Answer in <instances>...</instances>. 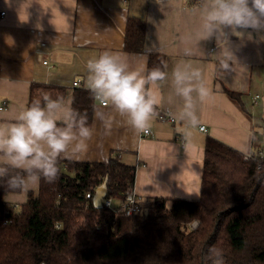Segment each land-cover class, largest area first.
Wrapping results in <instances>:
<instances>
[{
    "label": "crops",
    "instance_id": "crops-1",
    "mask_svg": "<svg viewBox=\"0 0 264 264\" xmlns=\"http://www.w3.org/2000/svg\"><path fill=\"white\" fill-rule=\"evenodd\" d=\"M201 2L0 0L4 12L0 18V125L14 123L27 107L32 83L64 88L65 98L72 97L75 81L88 90L86 62L103 52L117 54L131 69L144 72L148 53L163 54L169 75L160 82L155 110L176 122H159L155 116L147 134L134 135L111 106L101 107L114 117L111 130L105 132L92 112L96 135L79 160L67 161L104 162L117 155L125 164L137 165L132 192L141 201L151 197L197 200L205 137L241 153L264 149V30H241L244 35L238 37L224 29L222 35L209 36L202 27ZM127 17L145 22L143 53L123 51ZM177 66L188 72L198 69L201 81L211 89L203 102L195 100L199 124L194 129L178 119L183 98L176 95L171 75ZM222 87L240 94L247 115ZM2 198L20 205L27 196L5 193Z\"/></svg>",
    "mask_w": 264,
    "mask_h": 264
},
{
    "label": "trees",
    "instance_id": "trees-1",
    "mask_svg": "<svg viewBox=\"0 0 264 264\" xmlns=\"http://www.w3.org/2000/svg\"><path fill=\"white\" fill-rule=\"evenodd\" d=\"M145 32L144 21L127 17L123 51L143 53ZM165 61L163 54L148 53L146 71H164ZM222 91L247 115L239 93ZM45 94L55 99L66 90L32 83L27 107ZM72 98V107L87 112L91 124L92 94L78 88ZM203 149L197 200L136 197L139 211L130 216L119 205L133 189L137 165L117 155L104 162L61 160L57 180H42L20 205L4 202L11 192L0 186V264H211L212 248L222 251L225 264H264V162L258 168L255 156L244 159V153L210 136ZM105 179V198L118 213L93 205Z\"/></svg>",
    "mask_w": 264,
    "mask_h": 264
},
{
    "label": "clouds",
    "instance_id": "clouds-1",
    "mask_svg": "<svg viewBox=\"0 0 264 264\" xmlns=\"http://www.w3.org/2000/svg\"><path fill=\"white\" fill-rule=\"evenodd\" d=\"M200 8L202 27L209 36L222 35L224 29L238 37L244 35L241 30H264V0H202ZM223 67L227 69V63ZM86 71L85 85L95 102L94 120L103 124L105 132L111 130L114 117L100 108L109 106L134 135L149 131L157 115L160 82L169 75L166 71L159 67L134 70L109 52L89 59ZM171 75L176 95L183 98L178 119L194 129L199 124L195 100L203 102L211 89L201 81L198 69L188 72L177 66ZM72 103L71 96L53 99L45 94L20 111L14 123L0 125V186L26 198L42 180H57L61 160H79L87 152L97 129L89 123L87 112L74 109ZM209 258L211 264H225L219 249H210Z\"/></svg>",
    "mask_w": 264,
    "mask_h": 264
},
{
    "label": "built area",
    "instance_id": "built-area-1",
    "mask_svg": "<svg viewBox=\"0 0 264 264\" xmlns=\"http://www.w3.org/2000/svg\"><path fill=\"white\" fill-rule=\"evenodd\" d=\"M198 1H201V0H198ZM2 16H4V12L0 11V18ZM43 63H46V62H43ZM72 88H74V89L80 88V82L79 81L73 82ZM257 99H258V96L255 95L253 97V102L255 103L257 101ZM156 119H157V121L164 122V123H175L176 122V119L173 116H171L169 114L162 113L161 111L157 112ZM198 129L200 132L206 133V129L204 126H199ZM147 133H144V134H147ZM254 156L257 158L258 168H260L264 162V151L261 149H258L255 151L254 154H251L249 152L244 153V159H250L251 157H254ZM90 195H91L90 193H86L84 196H85V198H90L91 197ZM136 199L137 198L133 194L132 190L125 191V197H124L123 204H120L119 208L124 211L126 216H130V215L134 214L135 212L139 211V205H138ZM102 204L105 207L113 210L115 213L119 212V208L114 206L111 198H104L102 200ZM197 225H198V223L196 221H193L190 224V228L195 229L197 227Z\"/></svg>",
    "mask_w": 264,
    "mask_h": 264
},
{
    "label": "water",
    "instance_id": "water-1",
    "mask_svg": "<svg viewBox=\"0 0 264 264\" xmlns=\"http://www.w3.org/2000/svg\"><path fill=\"white\" fill-rule=\"evenodd\" d=\"M107 194V179H105L94 191L92 202L95 208L102 207V200Z\"/></svg>",
    "mask_w": 264,
    "mask_h": 264
},
{
    "label": "rangeland",
    "instance_id": "rangeland-1",
    "mask_svg": "<svg viewBox=\"0 0 264 264\" xmlns=\"http://www.w3.org/2000/svg\"><path fill=\"white\" fill-rule=\"evenodd\" d=\"M264 144V143H263ZM263 151H264V149H263Z\"/></svg>",
    "mask_w": 264,
    "mask_h": 264
}]
</instances>
